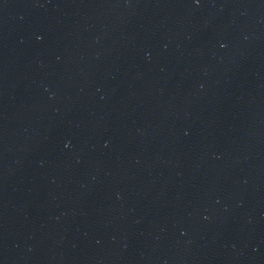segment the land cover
Masks as SVG:
<instances>
[{"label": "water", "instance_id": "95a60500", "mask_svg": "<svg viewBox=\"0 0 264 264\" xmlns=\"http://www.w3.org/2000/svg\"><path fill=\"white\" fill-rule=\"evenodd\" d=\"M0 38L178 264H264V0H0Z\"/></svg>", "mask_w": 264, "mask_h": 264}]
</instances>
